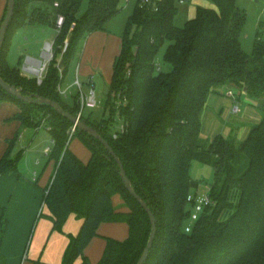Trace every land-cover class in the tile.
<instances>
[{
	"label": "trees",
	"instance_id": "16d2710c",
	"mask_svg": "<svg viewBox=\"0 0 264 264\" xmlns=\"http://www.w3.org/2000/svg\"><path fill=\"white\" fill-rule=\"evenodd\" d=\"M178 0H137L127 20L109 84V119L83 120L106 139L121 159L137 194L157 220V233L145 264H264V102L261 121L244 140L222 134L202 137V115L211 95L232 89L264 98V41L258 38L252 54L242 49L247 15L237 0H213L215 8L198 7L183 26L175 24ZM82 0H16V7L0 52V75L25 96L57 101L74 116L81 110L79 95L68 104L59 92L83 38L106 30L122 8L120 0H90L79 16ZM7 6L2 19L5 18ZM58 16L64 17L60 28ZM1 22V23H2ZM53 24V59L41 82L23 75L7 61L10 37L28 25ZM1 26V25H0ZM135 28L132 36L129 31ZM261 27L259 28V30ZM170 70L158 63L161 49ZM63 61L62 69L58 68ZM234 96V94H232ZM0 101L18 107L14 119L23 127L49 129L55 167L45 188L44 203L53 231L62 232L71 216L82 221L69 235L61 264H91L85 250L106 223H125L128 238L106 237L97 264H137L152 231L149 215L130 194L119 166L102 143L48 105L24 102L0 87ZM111 107V108H110ZM111 109V110H110ZM126 130L117 139L111 130L116 116ZM79 136L91 156L84 162L70 149ZM18 135L0 159V175L16 170ZM194 161L214 167L211 203L186 231L192 211L188 197L196 182L190 175ZM120 195L123 203L114 205ZM0 223V245L6 230Z\"/></svg>",
	"mask_w": 264,
	"mask_h": 264
},
{
	"label": "rangeland",
	"instance_id": "374dc122",
	"mask_svg": "<svg viewBox=\"0 0 264 264\" xmlns=\"http://www.w3.org/2000/svg\"><path fill=\"white\" fill-rule=\"evenodd\" d=\"M4 1V3L6 4L7 0ZM89 3L90 0H82L80 11L78 14L79 16H82L86 13L89 8ZM136 3L137 0H120V6L122 10L118 15H116L107 23L106 29L112 34H115L119 38H121L128 30L127 20L130 16V13H132V11L134 10ZM177 6L178 13L175 17V24L181 27L185 24L187 19H189L188 17L189 15H191V12H194L196 8L198 9V7L204 6L215 7V3L213 0H188L184 3H180L179 1H177ZM237 7L240 10H244L247 15L246 26L244 28L241 39L242 49L246 53L252 54L259 31L261 32L260 37L264 41V0H237ZM260 27L261 29L259 30ZM56 30L57 29L53 24L33 25L27 30L23 28L17 29L10 37V42L8 44V64L12 67H16L20 62L25 63L29 57L41 59L42 52L45 51L46 45L49 43H53L57 32ZM134 32L135 28H132L129 31V35L132 36ZM15 37L17 38L16 41H14L13 39ZM82 48L83 45L81 42L80 47L69 66V70L67 71L64 82L62 84V90L66 91V97H63L68 104L73 103V98L78 94L79 91V88L75 83L77 74L79 75V79L82 83L83 91L87 93L89 90L87 81L90 77L88 74L89 72L87 73V71L95 65H93L92 63L91 65L80 61ZM165 49L166 46L161 49L158 57V63L163 67V69L170 70L171 66L166 65L163 60ZM96 70L98 73L96 72L95 74V90L97 94L98 104L94 108L85 107L82 114L85 118H90L92 121L101 122L104 118L105 120L109 119V116L111 115L109 109L106 108L107 96L105 95V89L106 87H109V84L101 78L102 70L98 68H96ZM232 91L234 96L226 95L223 98V113L222 115L220 114V116L217 115V117L219 118L218 121L220 122L218 130L219 134H222L225 137H233L238 140H244L241 135L243 130L246 129L245 126H250L251 130V128L257 123H246V121L244 123L242 122L244 120H247V118H257V114L261 113L263 115L262 105L264 102V98L255 99L252 97H246L241 94L238 89H232ZM235 107H238L237 112H235L234 110ZM212 124H215L214 121L209 125V131L211 130ZM119 125V118L116 117V119L113 120V126L111 130L115 131L119 128ZM42 126L43 127L40 130V133L37 134L38 136H34V129H28L29 131L24 132V138H21L20 140L18 139L19 144L16 145L13 156L15 157L16 153L17 155L21 156L18 162V169H20V171L33 173L34 170H37L39 173L44 172V174L49 177V172H51V167L55 165V161L51 160V156H45L42 153V148L45 145L53 148V144L51 136L49 135V133H46L47 126L45 124H43ZM229 127L233 129L230 136L228 132ZM33 131V140H31V137L29 138V140H27L29 134ZM245 131H247V129ZM72 134L73 133H71V135ZM42 135L46 137V142L42 140ZM204 140L207 143V138H204ZM69 146L70 149L84 161L89 160L91 156L90 149L79 136H72ZM38 159L41 160V164H37ZM190 175L197 184L192 188V196H195L199 200L205 199L207 196H209L211 194L215 180L214 167L209 164L194 161L190 169ZM114 202L116 205H120L122 203L121 196H115ZM188 209L193 213H198V216L202 215L204 211L203 209L202 211L198 212L191 204L188 205ZM77 220L78 219L75 216L70 218L65 226V230L58 233L63 235L67 233L69 229L76 226ZM187 224L189 226L192 225L190 219H188ZM128 235V226L125 223H106L101 226L100 235L92 240V242L85 250L84 256L88 258L91 264H97L103 256L106 237L125 240L128 238ZM75 264H83V257H79L76 260Z\"/></svg>",
	"mask_w": 264,
	"mask_h": 264
},
{
	"label": "crops",
	"instance_id": "0c3cea01",
	"mask_svg": "<svg viewBox=\"0 0 264 264\" xmlns=\"http://www.w3.org/2000/svg\"><path fill=\"white\" fill-rule=\"evenodd\" d=\"M4 2V0H0V25L7 6V3L5 4ZM196 13L197 8L194 12H191V15H189L188 18H194ZM31 26L33 25H28L23 29L27 30ZM13 39L16 41L17 38L15 37ZM121 42L122 37L119 38L107 29L90 33L83 38V48L80 54V61L95 65L87 71V73L89 72L88 74L90 77L87 81V85L89 84L90 79L93 78L94 86L96 87V68L102 70L101 78L105 80L106 83L110 84L114 62L120 53ZM43 55L44 52H42V57ZM37 60L39 59L29 57L25 63L20 62L16 68L21 69L23 75L34 77L32 74L33 71H27L26 66L30 65L35 68L37 66L35 63ZM76 78L79 79L78 74L76 75ZM243 95L249 97L247 94ZM225 96L226 95H211L209 97L207 107L202 115L203 138L212 139L219 134L218 126L220 122L218 121L219 118L217 115L220 116V114L222 115L223 113L224 107L222 102ZM17 112L18 107L15 104L0 101V159L6 153L10 142L16 135H18V139L20 140L21 138H24V132L29 131L28 129H34V136L40 133V130L42 129V127L37 129L23 127L20 122L14 119ZM256 116L257 118H247V120H244L242 123L245 121L246 123H259L262 114L260 113ZM213 121L215 124H212L211 130L209 131V125ZM245 127L247 131H245L246 129L243 130L241 135L243 139H245L250 132V126ZM228 129L230 136L233 129L230 127ZM34 131L29 134L27 140H29L30 137L31 140H33L32 134ZM46 133H49L50 135L48 129ZM42 138V140L46 142V137L44 135H42ZM19 140L17 141V145L19 144ZM48 147L50 146L45 145L42 148V153L45 156H49L45 153V149ZM50 148L52 149V147ZM37 164H41V160L38 159ZM54 167L55 165L51 167L49 177H47L44 172L39 173L37 170H34L33 173L20 171L18 165L16 170L0 175V223L4 218L7 222L4 238L0 245V264H61L64 251L69 243L68 236L76 235L79 232L82 224V221L79 219L76 221V226L69 229L67 233L64 232V235L59 234L58 231L52 230L53 223L51 219L48 218L50 212L45 206L44 197L45 188L49 183ZM114 198L115 196L113 197V202ZM114 205H116L115 202ZM72 217L73 216L70 218ZM65 226L63 230H65Z\"/></svg>",
	"mask_w": 264,
	"mask_h": 264
},
{
	"label": "water",
	"instance_id": "95a60500",
	"mask_svg": "<svg viewBox=\"0 0 264 264\" xmlns=\"http://www.w3.org/2000/svg\"><path fill=\"white\" fill-rule=\"evenodd\" d=\"M257 1V0H254ZM15 7H16V0H8L7 1V12L5 15V18L3 20V22L1 23L0 26V52L3 46V43L6 39V35L8 32V28L10 26L11 20L13 18L14 12H15ZM43 57L42 59L37 60L38 61V65L35 67V71L32 73L34 76H37L39 74V66L42 64L43 62ZM63 67V61H60L58 68L62 69ZM0 87L6 91L7 93L13 95L14 97L24 101V102H33V103H39V104H43V105H48L50 107H52L54 110H56L60 115L64 116L65 118H67L73 125H76L77 128H79L82 131L87 132L89 135L93 136L94 138H96L97 140H99L102 145L109 151V153L112 155V157L115 159V161L117 162L118 166H119V171H120V176L125 184V187L127 188V190L130 192V194L141 204V206L145 209V211L147 212V214L149 215L150 221H151V225H152V231H151V235L148 241V244L142 254V256L140 257L139 261L137 264H145V262L148 259L150 250L153 246L154 240L156 238V233H157V220L156 217L153 213V211L150 209V207L148 206V204L140 197V195L137 194L136 190L134 189L131 180L129 179L126 170L124 168V165L121 161V159L117 156V154L115 153V151L113 150V148L111 147V145L109 144V142L104 139L101 134L92 126L88 125L87 123H85L83 120H81V117L79 116H74L72 115L70 112L66 111L59 102L54 101V100H50L44 97H40L38 95H31V96H25L22 93V90L14 85H11L9 83H7L2 76L0 75ZM109 94V88L106 87L105 89V95L107 96Z\"/></svg>",
	"mask_w": 264,
	"mask_h": 264
},
{
	"label": "built area",
	"instance_id": "2783aa9c",
	"mask_svg": "<svg viewBox=\"0 0 264 264\" xmlns=\"http://www.w3.org/2000/svg\"><path fill=\"white\" fill-rule=\"evenodd\" d=\"M150 0H143V2L145 3H148ZM180 3H184L188 0H178ZM64 22V17L63 16H58L57 18V27L60 28L62 26ZM44 55H45V58H43V62L42 64L39 66V74L37 76H34L35 78L38 79L39 82H41L47 72V69H48V65L50 63V61L53 59V56H54V52H53V43H49L46 45V48H45V51H44ZM26 69L27 71H31L34 69L33 66H30V65H27L26 66ZM29 76V75H28ZM76 85L77 87L79 88V91H78V95H79V99H80V103H81V110H80V113L78 114L79 117H81L82 115V112H83V109L85 107H88V108H94L97 104H98V101H97V94H96V90H95V86H94V82H93V78L90 79L89 81V90L87 93H85L83 91V87H82V83L80 82V80L78 78H76ZM59 92L62 96H65L66 97V91H63L62 90V85L59 86ZM232 92H228L227 95L228 96H232ZM235 112L238 111V107H235ZM118 117V115L116 116ZM120 125H119V128L116 129L114 132H113V138L114 139H117L122 133L125 132L126 130V126L124 124V122L122 120H120ZM43 127V126H41ZM76 125H73V128H72V133L75 132L76 130ZM48 129V128H47ZM49 130V129H48ZM52 144H54V141L52 140ZM51 152V148L48 147L45 149V153L47 155H49ZM188 202L190 203H193V207L198 211H202L205 206L209 205L211 203V199L209 196H207L205 199H197L195 196H192L190 195L188 197ZM198 213H193L191 214V217H190V220H191V224L193 225V223L198 219ZM191 230V226H187L186 228V231L189 232Z\"/></svg>",
	"mask_w": 264,
	"mask_h": 264
},
{
	"label": "bare ground",
	"instance_id": "6f19581e",
	"mask_svg": "<svg viewBox=\"0 0 264 264\" xmlns=\"http://www.w3.org/2000/svg\"><path fill=\"white\" fill-rule=\"evenodd\" d=\"M44 57H45V55H44ZM36 63V65H38L39 63H38V61L37 62H35ZM33 72L35 71V68L32 70Z\"/></svg>",
	"mask_w": 264,
	"mask_h": 264
}]
</instances>
